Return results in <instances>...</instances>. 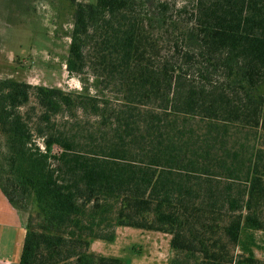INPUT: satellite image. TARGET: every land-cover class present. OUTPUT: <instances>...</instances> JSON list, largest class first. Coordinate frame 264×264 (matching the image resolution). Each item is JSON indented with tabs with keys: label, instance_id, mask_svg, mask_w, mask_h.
Returning <instances> with one entry per match:
<instances>
[{
	"label": "trees",
	"instance_id": "trees-1",
	"mask_svg": "<svg viewBox=\"0 0 264 264\" xmlns=\"http://www.w3.org/2000/svg\"><path fill=\"white\" fill-rule=\"evenodd\" d=\"M72 3L82 91L0 79L19 264H124L92 251L118 228L170 235L169 264H264V0Z\"/></svg>",
	"mask_w": 264,
	"mask_h": 264
},
{
	"label": "rangeland",
	"instance_id": "rangeland-1",
	"mask_svg": "<svg viewBox=\"0 0 264 264\" xmlns=\"http://www.w3.org/2000/svg\"><path fill=\"white\" fill-rule=\"evenodd\" d=\"M72 1L0 0V79L82 91V82L66 66L75 11ZM170 240L162 233L118 228L114 242L95 241L92 251L121 258L124 264H169ZM256 241L255 253L264 260V234L257 233Z\"/></svg>",
	"mask_w": 264,
	"mask_h": 264
},
{
	"label": "crops",
	"instance_id": "crops-1",
	"mask_svg": "<svg viewBox=\"0 0 264 264\" xmlns=\"http://www.w3.org/2000/svg\"><path fill=\"white\" fill-rule=\"evenodd\" d=\"M24 238L22 217L9 205L0 190V262L19 264Z\"/></svg>",
	"mask_w": 264,
	"mask_h": 264
},
{
	"label": "built area",
	"instance_id": "built-area-1",
	"mask_svg": "<svg viewBox=\"0 0 264 264\" xmlns=\"http://www.w3.org/2000/svg\"><path fill=\"white\" fill-rule=\"evenodd\" d=\"M0 264H10V263H8V262H0Z\"/></svg>",
	"mask_w": 264,
	"mask_h": 264
}]
</instances>
